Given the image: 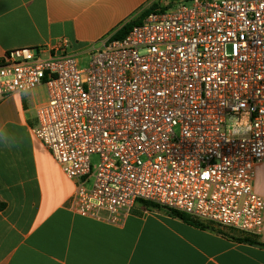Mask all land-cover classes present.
Here are the masks:
<instances>
[{
  "label": "built area",
  "instance_id": "1",
  "mask_svg": "<svg viewBox=\"0 0 264 264\" xmlns=\"http://www.w3.org/2000/svg\"><path fill=\"white\" fill-rule=\"evenodd\" d=\"M182 1L108 38L86 67L66 39L9 51L0 98L47 89L32 131L74 184L76 215L123 227L145 201L259 236L264 0Z\"/></svg>",
  "mask_w": 264,
  "mask_h": 264
},
{
  "label": "crops",
  "instance_id": "2",
  "mask_svg": "<svg viewBox=\"0 0 264 264\" xmlns=\"http://www.w3.org/2000/svg\"><path fill=\"white\" fill-rule=\"evenodd\" d=\"M154 0H0V59L61 40L81 60ZM34 91L0 98V264H264V229L245 235L137 203L123 227L76 215L74 184L34 137ZM255 191L264 198V191ZM65 180L61 186L57 179ZM71 188V190H70ZM258 243V244H257Z\"/></svg>",
  "mask_w": 264,
  "mask_h": 264
},
{
  "label": "trees",
  "instance_id": "3",
  "mask_svg": "<svg viewBox=\"0 0 264 264\" xmlns=\"http://www.w3.org/2000/svg\"><path fill=\"white\" fill-rule=\"evenodd\" d=\"M166 10V8H157L156 5L150 7L148 10H145L136 20L134 21H131L129 22L128 24H126L121 30H119L117 33H115L111 38L112 39H119V38H123L124 36L127 35V33L134 27V26H137L139 24L142 23V21L152 12H155V11H164ZM139 203H142L144 204L146 207L148 208H153V209H158V208H161L159 207L158 205L156 204H153V203H150V202H145V201H140ZM6 207V205L4 203H1L0 202V210H4ZM171 213V215L175 216V217H178L180 219H182L183 221L189 223V224H192V225H196V226H199V227H203V225L200 223L202 221L198 220V219H195V218H192L190 216H187V215H184V214H181V213H178V212H175V211H169ZM258 244V243H257ZM260 246H263V244H258Z\"/></svg>",
  "mask_w": 264,
  "mask_h": 264
},
{
  "label": "rangeland",
  "instance_id": "4",
  "mask_svg": "<svg viewBox=\"0 0 264 264\" xmlns=\"http://www.w3.org/2000/svg\"><path fill=\"white\" fill-rule=\"evenodd\" d=\"M182 2H183L182 0L181 1H178V0H154L153 6L156 5L157 8H164V9L166 8V10H174L179 5L186 4V2H183V3ZM89 56L90 55H88V54L81 55V66L82 67L88 66V63L90 60ZM46 93H47V89L45 87H43L40 90V98H42V99L46 98ZM99 162H100L99 156H93L92 157V165L93 166L97 165ZM57 181L61 186L65 185V183H66L65 180L60 179L59 177H58ZM256 186H257L258 191H264V168H261L258 171ZM70 190H71V188H70Z\"/></svg>",
  "mask_w": 264,
  "mask_h": 264
},
{
  "label": "clouds",
  "instance_id": "5",
  "mask_svg": "<svg viewBox=\"0 0 264 264\" xmlns=\"http://www.w3.org/2000/svg\"><path fill=\"white\" fill-rule=\"evenodd\" d=\"M243 124H244L245 127H250V125L247 124V121L246 120L243 121Z\"/></svg>",
  "mask_w": 264,
  "mask_h": 264
}]
</instances>
